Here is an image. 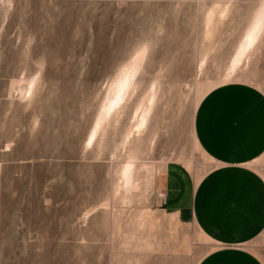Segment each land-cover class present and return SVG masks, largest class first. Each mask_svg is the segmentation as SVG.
<instances>
[{
	"label": "rangeland",
	"instance_id": "obj_1",
	"mask_svg": "<svg viewBox=\"0 0 264 264\" xmlns=\"http://www.w3.org/2000/svg\"><path fill=\"white\" fill-rule=\"evenodd\" d=\"M263 7L264 0H0V264H198L213 244L164 215L163 170L178 163L202 176L212 167L194 136L208 92L245 83L264 93V32L229 75ZM137 55L133 96L88 145L110 83ZM152 86L136 133L134 108ZM126 164L130 187L121 177ZM254 250L264 262V244Z\"/></svg>",
	"mask_w": 264,
	"mask_h": 264
},
{
	"label": "crops",
	"instance_id": "obj_2",
	"mask_svg": "<svg viewBox=\"0 0 264 264\" xmlns=\"http://www.w3.org/2000/svg\"><path fill=\"white\" fill-rule=\"evenodd\" d=\"M194 136L212 167L196 176L178 163L162 175V211L193 225L212 250L198 264H264V93L245 83L208 92L197 106Z\"/></svg>",
	"mask_w": 264,
	"mask_h": 264
},
{
	"label": "bare ground",
	"instance_id": "obj_3",
	"mask_svg": "<svg viewBox=\"0 0 264 264\" xmlns=\"http://www.w3.org/2000/svg\"><path fill=\"white\" fill-rule=\"evenodd\" d=\"M212 18L213 13L210 11L205 20L207 25L211 23ZM263 32L264 7L261 8L260 11L254 16L251 24L239 42L234 56L230 62L229 75L233 74L238 69L244 58H246V56L255 48L262 37ZM249 37L252 38L251 42L248 39ZM141 55L135 56L128 64H126V66L118 72L113 81L110 83L103 103L99 108L95 126L88 140V145L93 144L97 131L101 129V125L104 123V121L108 120L113 115L118 114L119 111L128 105L131 97L134 94V90H136L135 80L137 74L139 73V69L142 66L141 62L143 57ZM32 85L33 84L29 85L30 88L28 89V94L31 92ZM145 100L144 106L142 103L138 102L139 105H136L134 108L132 122L134 123L133 131L136 133L143 129L146 124L149 111L154 100V86L151 87V90L148 92L147 98ZM121 175L124 186L130 187L132 183V165H124Z\"/></svg>",
	"mask_w": 264,
	"mask_h": 264
},
{
	"label": "built area",
	"instance_id": "obj_4",
	"mask_svg": "<svg viewBox=\"0 0 264 264\" xmlns=\"http://www.w3.org/2000/svg\"><path fill=\"white\" fill-rule=\"evenodd\" d=\"M262 243L264 244V235L262 236Z\"/></svg>",
	"mask_w": 264,
	"mask_h": 264
},
{
	"label": "snow or ice",
	"instance_id": "obj_5",
	"mask_svg": "<svg viewBox=\"0 0 264 264\" xmlns=\"http://www.w3.org/2000/svg\"><path fill=\"white\" fill-rule=\"evenodd\" d=\"M248 39H249V41L251 42L252 38H251V37H249Z\"/></svg>",
	"mask_w": 264,
	"mask_h": 264
}]
</instances>
